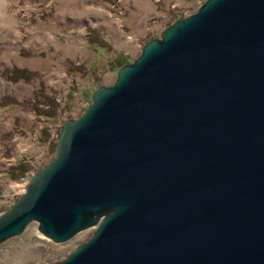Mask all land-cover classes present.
I'll return each instance as SVG.
<instances>
[{"label": "water", "instance_id": "95a60500", "mask_svg": "<svg viewBox=\"0 0 264 264\" xmlns=\"http://www.w3.org/2000/svg\"><path fill=\"white\" fill-rule=\"evenodd\" d=\"M33 221L95 228L51 264H264V0H205L97 87L0 243Z\"/></svg>", "mask_w": 264, "mask_h": 264}, {"label": "rangeland", "instance_id": "374dc122", "mask_svg": "<svg viewBox=\"0 0 264 264\" xmlns=\"http://www.w3.org/2000/svg\"><path fill=\"white\" fill-rule=\"evenodd\" d=\"M204 1L0 0V213L53 158L64 121L83 113L97 87L114 83L115 60L131 62ZM94 229L55 243L30 222L0 243V264L60 261Z\"/></svg>", "mask_w": 264, "mask_h": 264}, {"label": "trees", "instance_id": "16d2710c", "mask_svg": "<svg viewBox=\"0 0 264 264\" xmlns=\"http://www.w3.org/2000/svg\"><path fill=\"white\" fill-rule=\"evenodd\" d=\"M125 63H127V61L126 60H119V59H117V60H115V64L117 65V69H119L123 64H125ZM23 170H25V166L23 167Z\"/></svg>", "mask_w": 264, "mask_h": 264}]
</instances>
